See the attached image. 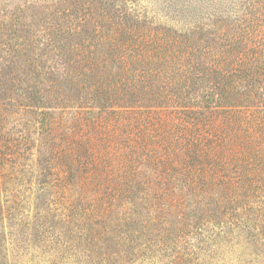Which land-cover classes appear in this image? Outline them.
<instances>
[{
    "label": "trees",
    "instance_id": "obj_1",
    "mask_svg": "<svg viewBox=\"0 0 264 264\" xmlns=\"http://www.w3.org/2000/svg\"><path fill=\"white\" fill-rule=\"evenodd\" d=\"M97 2L87 0L93 8L81 5L69 13L60 34L75 35L78 43L68 50H59L45 33L36 43L59 58L42 73L46 97L57 98L58 81L80 80L100 95L98 110L106 109L80 108L90 115L93 135L73 147L59 145L70 156L66 170L82 148L92 152L95 168L83 173V181L109 176L118 200L132 205L133 189L154 182L143 165L158 168L155 177L162 186L224 192L216 214L225 234L245 228L259 212L264 226V0L183 4L197 17L182 31L130 25L138 17L128 7L116 10L111 2ZM30 93L41 106L46 97L39 88L20 87L23 98ZM116 100L123 104L113 105ZM51 116L38 121L52 125ZM112 120H118L112 133L114 172L104 164L106 144L98 134V123Z\"/></svg>",
    "mask_w": 264,
    "mask_h": 264
},
{
    "label": "rangeland",
    "instance_id": "obj_2",
    "mask_svg": "<svg viewBox=\"0 0 264 264\" xmlns=\"http://www.w3.org/2000/svg\"><path fill=\"white\" fill-rule=\"evenodd\" d=\"M86 1L0 0V264H264L261 212L245 228L225 234L216 214L224 204L222 191L162 186L155 177L158 168L143 165L154 182L133 189L135 202L129 205L110 189L109 176L83 181V173L95 168L92 152L82 148L66 170L70 156L59 145L73 147L93 135L90 115L80 108L106 109L98 110L100 95L88 92L80 80L58 81L57 98L46 97L42 73L59 58L37 44L43 33L59 50L78 43L75 35L60 33L67 29L69 13L93 8ZM96 1L111 2L116 10L128 7L138 17L130 25L182 31L197 14L181 5L200 0ZM25 85L40 89L46 97L41 106L31 100L32 93L19 94ZM119 104L123 100L113 105ZM47 113L52 125L38 121ZM117 124L98 123L99 139L106 144L103 161L113 172Z\"/></svg>",
    "mask_w": 264,
    "mask_h": 264
}]
</instances>
